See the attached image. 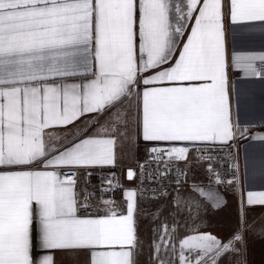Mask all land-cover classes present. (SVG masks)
I'll return each instance as SVG.
<instances>
[{"label": "snow or ice", "instance_id": "1", "mask_svg": "<svg viewBox=\"0 0 264 264\" xmlns=\"http://www.w3.org/2000/svg\"><path fill=\"white\" fill-rule=\"evenodd\" d=\"M0 264H264V0H0Z\"/></svg>", "mask_w": 264, "mask_h": 264}, {"label": "crops", "instance_id": "2", "mask_svg": "<svg viewBox=\"0 0 264 264\" xmlns=\"http://www.w3.org/2000/svg\"><path fill=\"white\" fill-rule=\"evenodd\" d=\"M261 43L262 40L261 38L257 35V36H253L250 38L249 42H248V49L249 50H260L261 47ZM255 90L257 92V94H259L260 91V85L257 84L255 86ZM243 161L241 160V163ZM232 193L231 191L228 192V199H229V203L226 207L223 208V210H221L220 212L216 213L213 217L212 220V224L214 228H220L222 227L229 218H234L235 216V211H236V203L231 199L232 197ZM254 259L259 262L260 260V245L259 243H257L256 246V250H255V255H254Z\"/></svg>", "mask_w": 264, "mask_h": 264}]
</instances>
